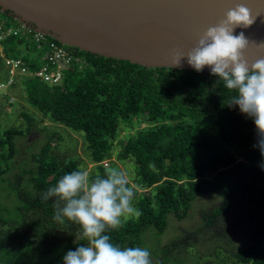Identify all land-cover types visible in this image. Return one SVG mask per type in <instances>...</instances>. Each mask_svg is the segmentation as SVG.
<instances>
[{
    "label": "trees",
    "instance_id": "1",
    "mask_svg": "<svg viewBox=\"0 0 264 264\" xmlns=\"http://www.w3.org/2000/svg\"><path fill=\"white\" fill-rule=\"evenodd\" d=\"M4 14L8 21H19L8 11ZM2 44L7 56L32 62V69L46 50L24 34L9 35ZM76 52L86 65L80 68L76 61L64 68L61 85L27 77L22 82L41 120L81 133L88 158L99 168L116 149L123 119L148 123L118 143L116 157L134 164L133 184L137 195L140 191L135 205L142 216L112 231L113 242L147 247L153 264H200V255L220 253L239 264H264L262 157L252 147L253 121L238 107L227 106L232 93L210 72L145 67ZM0 68L5 73L0 81L7 82L1 60ZM22 115L25 128H4L0 117V264H63L66 252L86 241L73 238L78 225L56 222L53 201L40 195L65 173L82 169L80 160L64 162L50 154L58 131L38 126L26 111ZM33 130H46L45 144L42 139L28 143ZM192 210L200 214L197 226L163 242L170 216L183 218ZM59 226L69 233L66 238L51 231ZM23 232L32 239L13 244Z\"/></svg>",
    "mask_w": 264,
    "mask_h": 264
},
{
    "label": "clouds",
    "instance_id": "2",
    "mask_svg": "<svg viewBox=\"0 0 264 264\" xmlns=\"http://www.w3.org/2000/svg\"><path fill=\"white\" fill-rule=\"evenodd\" d=\"M256 19L248 7L237 4L216 25L209 26L190 50L173 49L169 67H180L186 58L195 71L203 72L207 66L210 75L222 82L232 93L227 106L238 107L255 125L256 143L252 147L259 150V167L264 171V58L251 64L245 58L250 46L264 48V42L250 41L244 31L234 35L237 28L247 29ZM136 196L126 172L115 166L96 175L86 169L73 170L41 193V200L53 201V219L78 225L80 239L86 241L67 251L63 264H153L147 247H121L110 235L129 219L142 216L135 205Z\"/></svg>",
    "mask_w": 264,
    "mask_h": 264
},
{
    "label": "water",
    "instance_id": "3",
    "mask_svg": "<svg viewBox=\"0 0 264 264\" xmlns=\"http://www.w3.org/2000/svg\"><path fill=\"white\" fill-rule=\"evenodd\" d=\"M237 4L257 19L234 35L244 31L250 41L264 42V0H0V9L68 46L145 67H169L173 49L190 50ZM245 58L249 64L264 58V48L250 46ZM172 68L194 70L186 58Z\"/></svg>",
    "mask_w": 264,
    "mask_h": 264
},
{
    "label": "rangeland",
    "instance_id": "4",
    "mask_svg": "<svg viewBox=\"0 0 264 264\" xmlns=\"http://www.w3.org/2000/svg\"><path fill=\"white\" fill-rule=\"evenodd\" d=\"M9 25L12 26L13 20L7 21ZM2 50V46H0ZM4 71L0 68V79L4 77ZM12 84L1 85L6 82L0 81V117L1 122L4 128L16 127V128H25L28 126L26 117L22 115L23 111L26 113L34 115L36 120H38L37 125L40 127H49L50 129H56L59 133V138H54L51 142L52 151L50 154L57 157V159L68 162L70 159H79L80 167L82 169L88 170L91 174L96 175L101 170L102 167L115 166L125 171L129 177V181L132 185L133 178L135 177V168L132 160H119L116 155L121 151V146L118 144L120 141H124L128 136L135 135L137 131L145 128L148 123L143 118L135 119H123L119 128V135L115 140L116 149L113 151L111 156L105 160L102 166L96 167L94 163L90 161L87 156L85 149V142L81 133H78L72 129L67 128L66 126L60 123H53L47 119L41 120L42 114L27 101V93L25 86L26 83L22 82V78L19 75H16L12 79ZM46 130H33L30 136H28V143L32 145L33 142H38L41 139L43 140L42 144L46 142ZM44 132V133H43ZM118 144V145H117ZM140 191H138L137 197H139ZM204 200L212 201V196H205ZM201 203L204 201H200ZM205 202V203H207ZM136 203V201H135ZM209 203V202H208ZM195 207V206H194ZM194 209V208H193ZM200 214L196 210H192L188 215L183 218H177L175 216H170L169 224L166 232L161 235V240L163 242L171 239L174 236H177L181 233L182 229L192 230L199 223ZM79 227V226H78ZM6 230L9 231V228L6 227ZM51 231L55 232L59 237L66 238L69 233L65 231V227H51ZM75 233V234H74ZM74 239H77L79 235V228L71 233ZM32 239V235L28 233H20V238H18L13 244L19 240L27 241ZM210 246V245H209ZM197 253V249H194ZM201 261L200 264H239L236 261H233L228 255L220 253L217 256L206 257L205 254L200 255Z\"/></svg>",
    "mask_w": 264,
    "mask_h": 264
},
{
    "label": "built area",
    "instance_id": "5",
    "mask_svg": "<svg viewBox=\"0 0 264 264\" xmlns=\"http://www.w3.org/2000/svg\"><path fill=\"white\" fill-rule=\"evenodd\" d=\"M8 17L4 11L0 9V60L9 75L7 82L2 83L12 84L16 75L19 77H27L28 79H42L44 82L52 86L62 84L63 69L72 68L78 62L79 67L86 65L85 57L77 54V49L66 44L58 42L57 39L37 31L34 26L23 23L21 20H14L12 26L8 24ZM12 34H24L35 42L37 48L46 49L44 54L39 57L38 66L35 69L31 68V63H26L22 57H9L4 53L3 41Z\"/></svg>",
    "mask_w": 264,
    "mask_h": 264
}]
</instances>
